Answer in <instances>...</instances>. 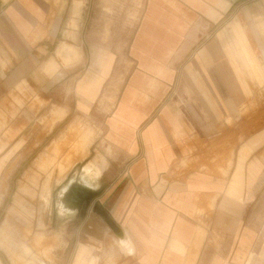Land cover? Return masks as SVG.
<instances>
[{
    "label": "crops",
    "instance_id": "obj_1",
    "mask_svg": "<svg viewBox=\"0 0 264 264\" xmlns=\"http://www.w3.org/2000/svg\"><path fill=\"white\" fill-rule=\"evenodd\" d=\"M262 1L144 0L123 72L88 1L0 0V191L72 115L35 160L83 162L54 207L65 264H264Z\"/></svg>",
    "mask_w": 264,
    "mask_h": 264
},
{
    "label": "rangeland",
    "instance_id": "obj_2",
    "mask_svg": "<svg viewBox=\"0 0 264 264\" xmlns=\"http://www.w3.org/2000/svg\"><path fill=\"white\" fill-rule=\"evenodd\" d=\"M87 1L89 4L84 5L86 31L88 32L90 28H93V20L97 16L100 22L99 29L107 25L108 36L103 41L104 35L99 33L98 45L106 47L115 55L114 70H123L124 72L125 67L129 65L126 61L128 42L138 23L144 0H114L108 5L110 11L104 10L103 5L105 7V4L99 0ZM263 2L264 0L260 6L261 13H264ZM251 20L254 21V19ZM261 28L264 31V23L261 24ZM120 64H123L124 68L119 69ZM117 71L116 74H118ZM118 89L119 84L117 88H114V91ZM260 92L263 125L264 89H261ZM99 103V101L96 102L92 108L90 115L92 125L100 124L94 119L96 115L100 113L104 115L103 104L101 106ZM250 108L252 109V106ZM247 113L248 107L245 108V114L247 115ZM71 118L72 115L68 120ZM68 120H65L63 125L58 126L45 139L42 146L36 148L30 156L26 157V163L5 165L4 185L0 191V264H65L71 254V245L66 244V239L70 235L67 229L60 227V222L55 221L58 209L54 214V207L61 204L59 195L64 194L66 191L64 189L73 190L77 186L78 180L75 173L78 172L83 162L75 165L66 175L60 174L63 171L61 163L45 165L40 163L38 159V163L35 164V160L39 158L42 152L51 149L52 142L62 131V126L63 128L67 126ZM39 122L44 128L43 135L47 134L55 124L51 115L42 121L38 117ZM95 148L90 149L87 158L95 153ZM55 171L58 175H55ZM50 190L49 206L45 208L43 204L47 203ZM17 191L20 194L14 199ZM2 192L5 194L2 195ZM63 197L65 198V196ZM88 200H82V203L85 204Z\"/></svg>",
    "mask_w": 264,
    "mask_h": 264
},
{
    "label": "clouds",
    "instance_id": "obj_3",
    "mask_svg": "<svg viewBox=\"0 0 264 264\" xmlns=\"http://www.w3.org/2000/svg\"><path fill=\"white\" fill-rule=\"evenodd\" d=\"M117 245L122 250H124L125 248H127V249H131L132 248L131 242L126 240V239H118L117 240Z\"/></svg>",
    "mask_w": 264,
    "mask_h": 264
},
{
    "label": "flooded vegetation",
    "instance_id": "obj_4",
    "mask_svg": "<svg viewBox=\"0 0 264 264\" xmlns=\"http://www.w3.org/2000/svg\"><path fill=\"white\" fill-rule=\"evenodd\" d=\"M79 179H80L83 183H85V184L92 185L91 181H90V182H84V180L82 179V176H81V175L79 176ZM61 184H62V183H61ZM61 184H60V185H61ZM58 186H59V185H58ZM84 196H85V197H83L82 200H87V199L91 198L90 195L88 196V195L84 194ZM47 199L50 200V197L47 198ZM49 200L47 201V203H46L45 205L43 204V206H44L45 208L49 206V204H48V203H49ZM76 201H77V198H76Z\"/></svg>",
    "mask_w": 264,
    "mask_h": 264
},
{
    "label": "bare ground",
    "instance_id": "obj_5",
    "mask_svg": "<svg viewBox=\"0 0 264 264\" xmlns=\"http://www.w3.org/2000/svg\"><path fill=\"white\" fill-rule=\"evenodd\" d=\"M63 168H64V167H63ZM66 173H67V172H66ZM63 174H64V173H63ZM63 174H62V175H63Z\"/></svg>",
    "mask_w": 264,
    "mask_h": 264
}]
</instances>
